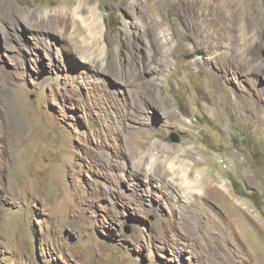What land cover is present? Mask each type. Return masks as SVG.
<instances>
[{
	"label": "rangeland",
	"instance_id": "1",
	"mask_svg": "<svg viewBox=\"0 0 264 264\" xmlns=\"http://www.w3.org/2000/svg\"><path fill=\"white\" fill-rule=\"evenodd\" d=\"M0 264H264V0H0Z\"/></svg>",
	"mask_w": 264,
	"mask_h": 264
},
{
	"label": "bare ground",
	"instance_id": "2",
	"mask_svg": "<svg viewBox=\"0 0 264 264\" xmlns=\"http://www.w3.org/2000/svg\"><path fill=\"white\" fill-rule=\"evenodd\" d=\"M71 11L72 10H70V9H67V12L66 13H63V15H61V21H57L56 23H61L62 21V23L63 24H65L64 26H65V28L66 29H68V21H69V18L67 17L70 13H71ZM100 22V21H99ZM93 25H95V24H93ZM93 25H90L89 24V29L92 27V28H94L95 26H93ZM98 37V32L96 33V37L95 38H97ZM151 85V84H150ZM166 100V99H165ZM171 111V110H170ZM170 113V112H169ZM156 144V143H155ZM159 145H162L163 146V148L165 149V150H167V149H169L170 150V152H171V154H173V153H175V151L173 150V149H170L169 147H167L166 145H163V144H161V143H159ZM138 146L139 147H143V145H142V143L141 142H138ZM137 146V147H138ZM153 146V145H152ZM151 146V147H152ZM138 147V148H139ZM190 154V153H189ZM193 155V154H192ZM173 156V155H172ZM194 156V155H193ZM191 158V157H190ZM229 159V158H228ZM199 160V159H198ZM200 161V160H199ZM195 162V161H194ZM193 163V162H192ZM201 163V162H200ZM199 164L198 163H194V164H192L190 167H188V165L186 164V163H183L182 162V176L183 177H185V178H187V177H190L192 174H194L195 172H197L198 171V169H200L199 168V166H198ZM175 166V165H174ZM177 166V165H176ZM172 169H173V167H172ZM177 169H178V167H177ZM168 172V171H167ZM176 177V176H175ZM190 181H184V182H182L181 184H180V190H182V189H184V188H186L187 186H192V184H190L189 183ZM205 184V186L207 187V192H205L204 194H207V196H212V197H215V198H217L216 196H220V198L221 197H225V199H227V198H231V195H230V193H229V191H228V188H227V183L224 181V180H221V179H219V178H217V177H212V176H209V175H205V174H202V177H200L199 179H197L195 182H194V186H199V185H204ZM187 191V190H186ZM185 191V192H186ZM220 200V199H219ZM231 200V199H230ZM226 204V203H225ZM243 208V207H242ZM241 208V209H242ZM249 211H250V209H249ZM239 212V211H238ZM253 213V212H252ZM240 214V213H239ZM248 214V213H247ZM244 217V216H243ZM247 217V216H246ZM247 219H248V217H247ZM250 219V218H249ZM250 221V220H249ZM251 221H252V219H251ZM254 224V223H253ZM260 224V223H259ZM255 225V224H254ZM258 226H260V225H258ZM261 228V227H260Z\"/></svg>",
	"mask_w": 264,
	"mask_h": 264
},
{
	"label": "water",
	"instance_id": "3",
	"mask_svg": "<svg viewBox=\"0 0 264 264\" xmlns=\"http://www.w3.org/2000/svg\"><path fill=\"white\" fill-rule=\"evenodd\" d=\"M172 139L174 140V141H179V137L178 136H174V137H172Z\"/></svg>",
	"mask_w": 264,
	"mask_h": 264
}]
</instances>
